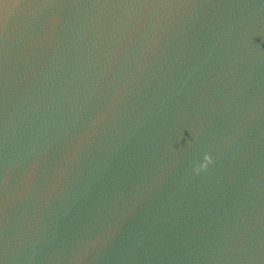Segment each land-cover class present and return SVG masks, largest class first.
<instances>
[{
	"label": "water",
	"instance_id": "1",
	"mask_svg": "<svg viewBox=\"0 0 264 264\" xmlns=\"http://www.w3.org/2000/svg\"><path fill=\"white\" fill-rule=\"evenodd\" d=\"M0 264H264V0H0Z\"/></svg>",
	"mask_w": 264,
	"mask_h": 264
}]
</instances>
